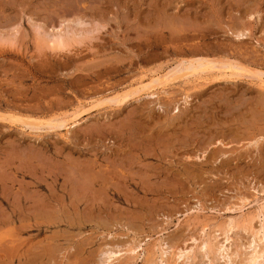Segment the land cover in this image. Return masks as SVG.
I'll use <instances>...</instances> for the list:
<instances>
[{"label": "rangeland", "instance_id": "rangeland-1", "mask_svg": "<svg viewBox=\"0 0 264 264\" xmlns=\"http://www.w3.org/2000/svg\"><path fill=\"white\" fill-rule=\"evenodd\" d=\"M262 80L264 0H0V264H244Z\"/></svg>", "mask_w": 264, "mask_h": 264}, {"label": "bare ground", "instance_id": "bare-ground-1", "mask_svg": "<svg viewBox=\"0 0 264 264\" xmlns=\"http://www.w3.org/2000/svg\"><path fill=\"white\" fill-rule=\"evenodd\" d=\"M238 36H244V35H238ZM52 38V37H51ZM59 42H60V38H58L57 39ZM57 40H55L54 39V41H56L57 42ZM62 40V39H61ZM64 40V39H63ZM63 42V41H62ZM206 62L207 61H205V62H200V63H198V64H194V63H192V62H190V61H187V60H185V61H183V62H181L180 63V65L177 67H175L173 70H171L170 71V73H167L164 77H162L160 80H162L163 79V81H167V80H171V82H172V80H177L178 78H180V77H189V76H196V75H200L201 73H206L207 71H209L210 69H214V68H212V66L211 67H209L207 64H206ZM208 62H210V61H208ZM225 63V62H224ZM227 63V62H226ZM229 63V62H228ZM227 63V64H228ZM222 64H223V62H222ZM212 65V64H211ZM219 65H220V63H219ZM231 65H233V64H231ZM215 66V65H214ZM235 66V65H234ZM239 67H241V65L240 66H238V68ZM237 68V67H236ZM241 69L242 68H240L239 69V71L241 72ZM212 70H210V71H212ZM216 70V69H215ZM242 70H244V69H242ZM247 70V69H246ZM243 72V71H242ZM237 74V73H236ZM190 79V78H189ZM156 81H158L157 79H154V80H151L150 82H148L149 84H145V85H143L142 87L144 88H148L149 87V89H151L150 88V86L153 84V83H155ZM262 82H264V80H262ZM139 83H141V82H139ZM169 83V82H168ZM144 84V83H143ZM163 84V83H162ZM154 85V84H153ZM156 86H154V88H155ZM142 88V89H143ZM153 88V87H152ZM138 89H139V87H138ZM140 89H141V87H140ZM164 91V90H163ZM136 92H137V89H136ZM135 93V92H134ZM146 93V92H145ZM123 94V93H122ZM133 94V93H132ZM131 94V95H132ZM160 94V93H159ZM113 99H114V101H115V99L116 98H114V96H113ZM118 99L119 98H117L116 100L118 101ZM127 100V99H126ZM107 101V100H106ZM109 101V100H108ZM113 101V100H112ZM109 102H111V100L109 101ZM105 103V102H104ZM118 103V102H117ZM116 103V104H117ZM1 115V114H0ZM4 115V114H3ZM14 115V114H13ZM16 115V114H15ZM4 116H6V118H8L7 117V115H4ZM17 116V115H16ZM3 117V116H2ZM1 118V117H0ZM4 118V117H3ZM3 118H1V120L3 119ZM28 118V117H27ZM72 118H74V117H72ZM71 118V119H72ZM11 120V119H10ZM18 120V119H17ZM17 120H16V122H17ZM30 120V119H29ZM66 120V119H65ZM68 120V119H67ZM3 121V120H2ZM5 121H7L6 119H5ZM12 121V120H11ZM20 121V120H19ZM23 121H24V119H23ZM28 121V120H27ZM36 121V122H35ZM10 122V121H9ZM13 122V121H12ZM23 124V123H22ZM72 124H77V123H72ZM26 125H27V127H29L30 129H32V130H34V129H41L42 128V126L44 125V123H42V121H40V122H38V120H33L32 122H27L26 123ZM74 125H72L71 126V122H64V120H63V123H60L59 125H57L58 126V128H64V129H67V130H70ZM25 126V125H24ZM53 128H54V126H53ZM56 128V127H55ZM54 128V129H55ZM263 190V189H262ZM262 193V192H261ZM258 197V196H257ZM260 197V196H259ZM256 199V198H255ZM261 199H262V197H261ZM259 200V199H258ZM257 201V200H256ZM261 201V200H260ZM244 202V201H243ZM258 203H259V201H257ZM247 204V203H246ZM27 206V205H26ZM258 207V206H257ZM259 208V210L257 211L258 212V218L260 219V220H262V221H264V201L262 202V203H260V207H258ZM40 211V210H39ZM51 211V210H50ZM241 211V210H240ZM53 213V212H52ZM256 215H257V213H255ZM39 215V214H38ZM255 217V216H254ZM257 219V218H256ZM252 221V220H251ZM235 222V221H234ZM229 224V223H228ZM247 224H249V223H247ZM232 225V224H231ZM234 225H235V223H234ZM261 225V224H260ZM228 226V225H227ZM230 226V225H229ZM233 226V225H232ZM248 226V225H247ZM246 226V227H247ZM249 226H251L252 227V225H250L249 224ZM208 228V227H207ZM210 228V227H209ZM228 228H230V227H228ZM233 228V227H232ZM234 228H236V225L234 226ZM249 228V227H248ZM247 228V229H248ZM260 228V227H259ZM243 229H245V227L243 228ZM246 229V230H247ZM206 226L203 228V231L204 232H206ZM253 230V229H252ZM230 231V230H229ZM249 231V230H248ZM215 232H217V231H215ZM214 232V233H215ZM253 232V231H252ZM253 233H255V234H253V237H254V239L252 240V242L251 243H249L250 244V247L252 248V251H251V253L249 254V257L247 258V259H244V264H264V225L262 226V228H261V230H258V232H253ZM213 234V233H212ZM251 234V233H250ZM218 237H219V235H217V233L216 234H214V238L215 239H218ZM230 239V237H226L225 238V241L221 244V246H220V250L222 251V253H224V254H228V251H229V246H227V244L225 243V242H228V241H230L229 240ZM213 240V239H212ZM204 241V240H203ZM240 243V242H239ZM242 245V244H241ZM138 246V245H137ZM140 246H141V244H140ZM197 246V245H196ZM247 246H248V244H247ZM136 248V247H135ZM140 248V247H139ZM142 248V247H141ZM199 248H201V249H204V250H206V249H210V250H212L211 249V247H210V244H209V241H204L203 243H201L200 245H199ZM143 249V248H142ZM161 249H162V247H161ZM131 250V249H130ZM130 250H127L128 252L130 251ZM141 250V249H140ZM162 250H164V249H162ZM209 250V251H210ZM111 251V250H110ZM113 251V250H112ZM110 252V258L113 256L112 254H114V256H115V254H116V252ZM132 252H134V255H135V252H136V249H132L131 250ZM137 251H138V249H137ZM186 251H187V249H186ZM206 252V253H209L210 254V252ZM213 251V250H212ZM211 251V252H212ZM119 252V251H118ZM141 252V251H140ZM123 253V252H122ZM121 253V254H122ZM131 253V252H130ZM167 253H169V252H167ZM190 253V252H189ZM107 254V253H106ZM118 254V255H117ZM116 255L117 256H119V253H117ZM137 254V253H136ZM140 254V253H139ZM160 254H161V252H160ZM162 254L164 255V254H166L165 252H162ZM161 254V255H162ZM176 254H177V252H176ZM108 255V254H107ZM123 255V254H122ZM160 255V256H161ZM167 255V254H166ZM186 255V252H185V250H181V252L179 253V257H183V256H185ZM189 255V254H188ZM236 255V254H235ZM137 256V255H136ZM190 256V255H189ZM225 256V255H224ZM164 257V256H163ZM162 257V258H163ZM228 257V256H227ZM138 258V257H137ZM166 258V257H165ZM189 258V257H188ZM229 258H230V256H229ZM164 259V258H163ZM187 259V258H186ZM110 260V259H109ZM108 260V261H109ZM161 260V259H160ZM165 260V259H164ZM167 260V259H166ZM178 260V259H177ZM231 260V259H230ZM246 260V261H245ZM163 260H161L160 262H162ZM165 262V261H164ZM150 263H151V261H150ZM167 263V262H166ZM184 263V262H183ZM105 264V263H104Z\"/></svg>", "mask_w": 264, "mask_h": 264}]
</instances>
